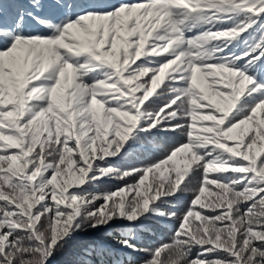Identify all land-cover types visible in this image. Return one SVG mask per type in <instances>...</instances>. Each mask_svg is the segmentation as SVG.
<instances>
[{"label": "trees", "instance_id": "1", "mask_svg": "<svg viewBox=\"0 0 264 264\" xmlns=\"http://www.w3.org/2000/svg\"><path fill=\"white\" fill-rule=\"evenodd\" d=\"M141 1L0 0V51L15 39L27 44L35 43L34 37L57 36L56 28L84 12L109 14ZM211 4L213 8L197 12V29H203L216 10L227 25L224 33L207 38L195 61L191 51L182 61L192 60L193 68L197 63L196 76L191 78H199L210 106H202L196 93L195 106L205 112L195 117L184 92L192 70H184L183 76H171L173 70L165 76H137L141 66L130 64L133 75L126 80L144 79V92L136 95L143 99L138 116L125 82L112 72L118 57H111L115 64L106 59L107 65L100 66L88 58L90 53L105 57L96 46H84L83 57L68 51L73 59L55 54L53 66L41 76H33L32 68L25 78V74L13 81L0 77V107L12 103L17 107L10 113L0 110V264H200L208 259L226 263L238 256L219 232V223L225 227L222 213L211 212L210 207L218 202L213 192L240 189L242 180L237 181L234 168L241 169L248 191L254 193L248 194L247 204L242 194L226 200L234 213L230 227L236 230L240 225L245 231L242 250L250 264H264V174L257 162L236 167L241 162L240 148L260 141L262 137L249 140L264 130V0H211ZM173 9L175 17L170 19L179 23L184 8ZM245 13L251 16L245 19ZM140 18L144 17L136 16ZM151 31L146 42L154 40L161 27L143 32L132 28L129 39L150 53L156 43L144 45L143 38ZM182 31L177 35L188 37ZM211 33L209 28L203 34ZM220 64L229 71L235 65V76L207 79L211 67ZM7 65L4 57L0 67ZM106 76L114 79L109 91L88 94L89 85ZM159 79L161 86L148 98ZM28 84L24 100L21 88ZM23 102L29 109L21 113ZM70 109L75 111L71 125L54 124L53 116L67 115ZM16 123L23 127L18 129L21 138L15 133ZM228 127L233 136L225 140ZM184 132L188 140L172 147ZM10 145L11 162L4 165L3 150ZM144 152L149 159L135 167L138 158L134 157ZM159 159H164L163 169L156 177L146 166ZM219 167L224 173L217 172ZM66 189L73 192L66 195ZM136 190L143 196L140 210L130 220L120 219V211ZM188 211L189 221L183 217ZM28 232H35L30 241L23 237Z\"/></svg>", "mask_w": 264, "mask_h": 264}, {"label": "rangeland", "instance_id": "2", "mask_svg": "<svg viewBox=\"0 0 264 264\" xmlns=\"http://www.w3.org/2000/svg\"><path fill=\"white\" fill-rule=\"evenodd\" d=\"M67 2H73V0H66ZM153 3V4H151ZM144 2L141 1L140 4L133 6H121L116 9V11L109 13V14H88V15H78L79 18L77 20H73L70 22H65L61 29L56 31L59 33L57 36L53 37H45V38H38L34 37L35 43L28 42L23 43L20 42L18 39L13 40L9 44V48L6 51H0V58L6 57L8 60V65L6 68L2 69L0 67V77L4 79H9L11 81L23 76L24 78L27 75L26 73L34 68L31 73L33 76H41L43 72L49 70L53 64V57L56 54L64 55L70 59L75 58L71 52L73 51L80 54L83 57L85 53L84 46H96L102 52H105V57H98L96 55L89 56L88 58L91 59L93 62L100 66L107 65L106 59L117 58L115 69L112 72L118 71L119 74H116L117 79L119 76L124 79V77L132 76L130 72L133 69L129 68V65L134 63L137 66H141L139 71L136 73L137 76H165L170 70H173L171 76H183L184 70L190 69L192 70L189 78V87L188 90H184V92L188 95V100L190 103V107L192 102L195 101V95L193 92L198 89L199 91L203 90V87L200 86L196 79H192L191 76L195 75V69L197 63H194V68L192 60L187 62H182L184 58L190 56V51L192 52V56L195 58L200 56L202 53V46L206 43V39H210L212 36H221L224 33V27L227 26L225 23L220 21V17L216 14L218 13L216 10L212 12L210 15V19L205 22L203 29H197L200 25L198 21L197 12H200L203 7L213 8L211 4V0H166L165 2H159L157 0H152V2ZM170 4V7L173 8H184L182 10V18L178 21H172L170 17H175L173 8L170 9L169 6H165ZM187 6V7H186ZM163 12V13H162ZM85 13V12H84ZM83 14V13H82ZM142 14L141 17L143 19L136 20V16ZM251 16L250 13H245L244 18L248 19ZM174 22V23H173ZM175 24V25H174ZM152 26H159L161 27V31L156 32V36H154L153 42L156 43V47L151 50L152 52L148 53L149 51L145 52L143 48L134 46L129 39L128 30L135 28L140 32H143L144 29L152 27ZM174 27V28H171ZM211 29V34L209 36L204 35L203 33L207 31V29ZM179 30H183L187 33L188 37H182L181 35H177ZM182 31V32H183ZM152 32L148 34L146 37L143 38L144 45H147L150 42H146L147 38H150ZM33 46L31 48L30 46ZM43 45V46H42ZM137 47L138 54L133 58L132 53ZM131 49H133L131 51ZM34 50V52L32 51ZM130 50V51H129ZM41 52V53H40ZM39 53V54H38ZM43 55H40L42 54ZM151 58V59H149ZM125 59V61H124ZM148 61V62H147ZM98 62V63H97ZM159 62H164L162 65ZM233 62V61H232ZM147 65L150 68L147 69L142 65ZM232 65V69L229 72L226 67H211L210 71L207 72L206 76H235L233 71L235 70V65ZM135 66V65H134ZM181 68H183L181 70ZM156 69V70H155ZM219 69V70H218ZM215 70V71H211ZM218 70V71H217ZM239 71V69H237ZM178 72V73H177ZM113 77V76H112ZM23 78V81H24ZM138 82H130L126 80L125 84L127 86L128 91L131 93V98L134 100L132 104V109L134 112L140 115L142 109L143 99L138 100L136 95L139 96L140 93L144 92V87L141 86L142 77L138 78ZM240 80V79H239ZM114 82L113 78L108 76L103 77L102 81H95L94 85H89L88 94H96L98 92H105L109 91V85ZM220 83V81H218ZM162 80L159 79L157 82L154 83V87L152 88L150 95L148 98H152L156 92V90L161 86ZM14 87V85L12 84ZM32 87H30L31 89ZM192 91V92H191ZM29 105L26 106V103L23 102L20 109L21 113L24 112L26 107L28 108ZM254 106V104H253ZM193 107V106H192ZM191 107L192 111L193 108ZM29 109V108H28ZM245 109V108H244ZM251 108L245 110L242 116H246ZM1 111L4 112H11V109H2ZM37 113V112H35ZM75 113L74 110H71L64 114H57L53 116L54 124H59L60 126L63 125H71L72 115ZM192 114L195 117L194 112ZM40 120V119H39ZM139 118L136 119V123L134 124V128L138 127ZM41 124L46 125L44 121H41ZM23 128L19 126L18 129ZM15 133L18 137L21 138L22 129ZM228 132L225 133V137L230 139L233 134L230 133L231 127L227 128ZM252 131V128H248L247 132ZM63 131L60 130L58 133H62ZM24 134H27V130L24 128ZM131 134L128 136L130 137ZM187 134L184 132L180 140L175 141L171 146L174 147L181 143H185L187 139ZM257 137H262V139L258 142H253L249 146H244L240 148V164L236 167H242L243 165L249 164L250 166L253 165L255 162L258 163V168L264 174V130H262L259 136L252 135L250 142L256 139ZM128 138L125 141L127 143ZM107 147L111 152L113 148L111 146L102 144ZM17 146V145H14ZM124 143L121 144L120 149L123 148ZM79 147V145H78ZM12 145L5 146L3 150L2 156H6L4 165H7L11 162V155L13 154L11 150ZM171 149L168 148L167 152ZM68 151L63 152V154L67 153ZM26 158V157H25ZM135 160V167L140 165L146 164V161L149 159L147 153L144 152V155ZM164 159H159L155 162H152L149 166H146L152 175L159 177L160 173L163 169L162 163ZM217 172L224 173L223 168H217ZM231 169H226V171L231 175L234 174ZM233 172L237 176V181L242 180L240 183V191L236 190L233 191L231 189H224V193L213 192L218 197V202L215 207H210L211 212L215 211L216 214L222 213L224 219V229H222L220 223V231L222 235H224V239L227 243H229V248L233 252L234 255H237L238 258L232 257L228 262H213L208 259L207 263H200V264H233V262H242L243 264H250L251 262L245 258V254L242 250V239H243V230L240 225H236L237 229L232 230L230 227V223L234 217V213L228 209L230 206L229 204H225L226 200L232 197H239L242 194V199L246 200V204L248 203V194H253V190L248 191L247 181L242 179L241 169L234 168ZM26 174H28L26 172ZM153 177L154 179H159ZM259 184V181L256 180ZM258 187V186H257ZM73 192V189H66L65 194L69 195ZM143 196L136 190L134 193H131L129 199L127 200L126 206L120 211L119 218L122 220H130L133 217V214H136L140 210V202ZM68 205L67 203L64 204V207ZM109 209H112L110 207ZM228 211V214H224L225 211ZM106 213V212H105ZM114 215V214H113ZM116 215V214H115ZM191 212H187L183 217L190 220ZM264 216V215H263ZM115 217V216H114ZM113 217V218H114ZM213 222L219 221L217 218L211 217ZM117 220V219H116ZM264 222V219L262 220ZM130 223V221H129ZM208 223H205L207 226ZM223 226V225H222ZM36 231V230H34ZM31 234L30 232L26 233L25 238L29 241L31 237H35L34 233ZM195 239L199 240V234L195 235ZM207 241L208 238H205ZM34 251L33 249H31ZM221 260V259H220Z\"/></svg>", "mask_w": 264, "mask_h": 264}]
</instances>
